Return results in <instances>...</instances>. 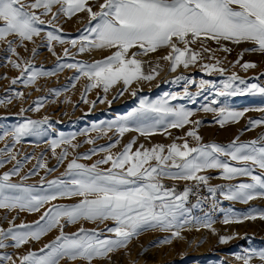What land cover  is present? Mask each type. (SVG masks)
Returning a JSON list of instances; mask_svg holds the SVG:
<instances>
[{"label": "snow or ice", "instance_id": "obj_1", "mask_svg": "<svg viewBox=\"0 0 264 264\" xmlns=\"http://www.w3.org/2000/svg\"><path fill=\"white\" fill-rule=\"evenodd\" d=\"M98 6L99 10L93 11L89 0H33L31 3H26L25 0H0V22H3V26H0V43L6 44V50L12 56H17V47H26L25 42L34 41V37L41 36L42 30L38 25L52 24L58 14L71 18L77 13L87 12L90 25L86 28L88 35L80 37L78 51L81 53L86 49L115 51L103 60L91 64H64L59 67L75 68L81 76L87 78L89 83L85 87V92L100 87L107 93L110 87L122 83L124 87L120 95L134 82L152 81L155 78L159 65L157 64L151 72L145 73L144 62L137 59V56L148 55L160 48L170 49L168 54L160 59L169 62L172 72H175L178 66L188 68L195 65L202 59V53L213 51L205 46L207 41H214L220 46L218 50L224 52L231 51L222 43L224 41L234 44L247 41L253 43L255 47L245 51L264 53V0H103ZM49 15L51 19L47 21L42 19V16ZM10 36L15 39H8ZM44 38L47 40L49 51H52L53 41L70 43L73 47L77 44L75 40L64 41L51 31L45 33ZM198 42L201 44V51L191 47ZM132 49L137 51L129 55ZM36 51V48L32 49L33 54ZM64 54L68 55L67 48ZM8 62L13 67L20 68V64L15 60L9 59ZM24 63L25 67L20 70L21 76L14 78L13 84L25 74L26 85L34 83L40 75L54 74L36 71L32 69L30 63ZM220 63L216 60L214 64H202L201 68L209 73L219 72L223 75L225 70L218 67ZM240 66L246 71L255 68L256 64L245 62ZM176 80L186 78L180 76ZM197 88L196 94H190L185 88L184 96L198 95L200 91H214L215 97H264V86L246 83L236 73L222 80L220 85L200 80ZM131 94L136 95L135 91ZM177 95L164 93L161 99L151 103L141 99L139 108L113 122L116 131L120 135L128 131H137L141 136H150L161 128L166 131L168 128H183L187 124L199 125L200 121L189 119L193 115L192 111L169 106V99L175 100ZM217 103L216 99L211 100L212 105ZM202 110L215 113L216 122L220 127L228 122H239L248 111L264 113V107L234 110L227 107L216 108L209 104L203 105ZM147 114H154L157 117L155 123L129 127L127 121L131 118ZM42 123H46V120L20 123L11 131H5L0 135V139L10 136L13 144L19 143L22 137L36 134ZM248 124L250 128L264 125V118L250 119ZM111 126L109 125V128ZM186 136L194 138L197 146L192 147L185 140L182 145L173 142L166 149L163 145H155L150 149L141 146L132 151L135 143L133 140L125 145L120 153L115 156L109 153L91 166L77 163L76 159H73L62 174L72 178L68 181L60 179L48 181V189L52 191H45L43 194H35L36 189L32 186L11 182V177L18 175L20 171V161L17 160L11 171L0 175V209L32 213L39 212L45 205L49 207L34 225L22 223L12 225L7 230L0 229V248L9 246L5 244L6 240L12 242L11 246L19 248L30 240H39L47 232L58 228L59 235L54 240L45 244L38 253L29 251L19 257L20 264H60V260L65 258L83 259L92 264L96 258H108L115 250L127 247L129 241L144 230H159L169 232L171 237H180V229L191 223L190 220L183 218L186 212L184 201L190 189L186 188L183 194L175 195L173 190L166 189L160 183V179L165 176L207 185L208 177L199 173L208 169H218L221 170L224 179L249 177L251 181L231 185L226 191L221 187V194L225 199L248 203L257 197L264 198V136L259 140L244 143L239 142L237 137L226 147L215 143L200 144L201 137L195 128L187 131ZM87 143L91 144L94 141L88 140ZM60 144H71V140L61 137L60 140L51 141L54 155L55 148ZM110 147H115V144ZM3 151L7 152L11 160L17 159L10 148ZM92 154H95V150ZM66 156L65 150L57 159L63 162ZM221 157L228 159L225 161ZM83 158L89 157L85 154ZM229 161L240 166H233ZM4 162L0 160V167H3ZM109 164L110 167L106 169L99 167ZM39 167L45 168V164L40 163ZM257 168L260 174L254 173ZM172 169L175 171H171ZM209 191L215 193L217 189L209 188ZM72 196L80 197L79 202L73 205L52 203L58 198ZM257 218L264 220V211L258 215L250 211L242 218L236 217L234 220L226 214L223 223H242L244 220ZM80 220L101 223L111 220L114 226L107 227L106 231L112 236L102 239L96 230L89 232L83 228L71 234L64 232L65 223L72 224ZM203 226L211 228V222L206 221ZM232 238L220 236L219 242L224 244ZM163 242L170 243L171 240L165 239ZM254 256L264 261V251L248 252L236 258L242 260L243 264H250ZM4 261L16 264L9 255L0 256V264Z\"/></svg>", "mask_w": 264, "mask_h": 264}, {"label": "rangeland", "instance_id": "obj_2", "mask_svg": "<svg viewBox=\"0 0 264 264\" xmlns=\"http://www.w3.org/2000/svg\"><path fill=\"white\" fill-rule=\"evenodd\" d=\"M25 2L31 3L33 0H25ZM89 3L93 11H98V5L102 2L89 0ZM42 19L47 21L51 19V16H42ZM92 23L94 24L95 21ZM0 26H3V22H0ZM38 26L42 30L41 36L34 37V41L25 42L26 47H17V56H12L7 52L6 44L0 43V135L29 120H46V123L39 125L36 134L22 137L19 143L13 144L10 136L0 139V160L5 161L3 167H0V175L11 171L17 160L20 161L19 174L11 177L12 183L32 186L36 189L35 194L50 192L52 190L48 189V181L57 179L68 181L72 178L62 174L65 173L67 164L73 159H76L77 163L91 166L109 153L113 156L120 153L124 146L133 140L135 143L132 151L141 146L150 149L155 145H163L166 149L173 142L182 145L185 140L190 146L195 147L197 141L186 136V132L193 128L201 137L199 143L204 145L215 143L226 147L237 137H239V142L244 143L259 140L261 136H264V125L250 128L248 124L250 119L264 118V113L248 111L239 122H228L220 127L216 122L215 113L202 110V106L205 104L234 110L264 107V97H215L214 91H200L198 95L184 96L185 88L190 94H196L200 80H208L220 85V82L232 73H236L246 83L264 86V75H261L264 73V53L245 51L255 47L251 42L234 44L224 41L222 43L231 49L230 52H224L218 50L220 46L214 41H207L205 46L213 51L202 53V59L198 60L195 65H190L188 68L178 66L175 72L170 70L169 62L160 59L170 51L166 47L148 55L137 56V59L144 62L143 71L145 73L151 72L158 64L159 68H156L158 74L152 81L134 82L127 91L120 95L119 93L124 87L122 83L110 87L107 93L100 87L85 92V87L89 83L87 78L81 76L75 68L59 67L64 64H91L94 61L103 60L115 51V49H86L83 53L78 51L80 37L88 35L86 28L90 25L87 12L77 13L71 18L58 14L52 24L46 23ZM49 31L54 32L64 41H77L76 46L53 41L52 51H49L47 40L44 38V34ZM8 39L14 40L15 37L10 36ZM180 46L182 47V45ZM191 47L196 51H201L199 42ZM33 48L37 50L35 54L32 52ZM66 48L68 49L67 56L64 54ZM133 51H137V49L130 50L129 55ZM9 59L19 63L20 68L13 67L8 62ZM216 60L221 62L218 67L225 70L223 75L219 72L209 73L202 70V64H214ZM24 62L30 63L32 69L36 71L54 74L40 75L34 83L27 85L24 83V80L27 79V74H25L13 84L12 80L21 76L20 70L25 67ZM245 62H252L256 64V67L245 71L240 66ZM180 76L185 77L186 80L177 81L176 78ZM77 77L79 78L77 79ZM240 87L244 86L240 85ZM133 91L136 93L135 96L131 94ZM17 93L21 95H17ZM164 93L178 94L177 99H169V106L183 107L192 111L193 115L189 119L200 121V124H187L183 128H168L166 131L161 128L150 136H141L137 131H128L120 135L116 131L113 122L126 117L133 109L139 108L141 99H146L148 103H151L161 99ZM212 99H216L218 103L212 105ZM101 100L104 102H100ZM156 119L154 114H147L133 117L127 123L129 127L135 128L141 125H151L155 123ZM109 125H112L111 128ZM61 137L69 138L71 144H60L55 148L54 155L51 141L60 140ZM88 140H92L94 143H87ZM117 141L119 143H116ZM113 144L115 147H110ZM7 148H10L12 154L16 155V160H11L7 152L3 151ZM65 150L67 156L63 162L58 161L57 157ZM93 150H95V154H92ZM85 154L88 155V159L83 158ZM221 159L227 161L228 158L221 157ZM229 162L233 166H240L236 162ZM40 163L45 164V168H40ZM99 167L106 169L110 167V164ZM171 171H175V169ZM254 173L260 174V170L257 168ZM199 174L208 177L209 187L216 188L217 191L214 194L227 205L222 219L210 220L211 228L204 227L205 221L195 219L194 209L184 205L186 212L183 218L190 220L191 223L180 229V237H171L169 232L159 230H144L133 237L127 247L115 250L109 254L108 258H96L92 264H243L242 260L236 258L237 256H243L248 252L264 251V220L257 218L244 220L242 223H223L226 214L234 220L236 217L242 218L250 211L257 215L264 211V198L262 197L242 203L238 200L225 199L221 194V187L226 191L231 185L251 182L250 178L237 177L227 180L222 178V172L218 169H208ZM22 177H27V179H22ZM162 181L187 182L191 180L165 176L160 179V183ZM173 193L175 195L183 194L176 191ZM79 200L80 197L72 196L58 198L52 203L73 205ZM47 207L49 205H45L39 212L32 213L0 209V229L7 230L12 225L22 223L34 225V222L39 220L40 215ZM204 220L209 221L207 218ZM112 226H114V222L111 220L102 223L80 220L72 224L65 223L64 232L71 234L78 232L81 228L89 232L96 230L103 239L112 236L106 231L107 227ZM57 235H59V229L54 228L39 240H30L19 248L11 246L12 242L6 240L5 244L9 246L0 248V256H12L16 264H20L19 257L26 255L29 251L38 253L39 249L54 240ZM220 236L233 238L227 243L221 244ZM165 239H170L171 242L164 243ZM3 264H9V262L4 261ZM60 264H88V262L83 259L65 258L60 260ZM250 264H264V261H261L258 256H254Z\"/></svg>", "mask_w": 264, "mask_h": 264}, {"label": "built area", "instance_id": "obj_3", "mask_svg": "<svg viewBox=\"0 0 264 264\" xmlns=\"http://www.w3.org/2000/svg\"><path fill=\"white\" fill-rule=\"evenodd\" d=\"M161 184L169 190L184 193L185 189H190L184 205L188 208L194 209L195 219L204 220H219L224 216V210L227 205L224 204L220 198L209 191V185L198 183L196 181L187 182H173L162 181Z\"/></svg>", "mask_w": 264, "mask_h": 264}, {"label": "crops", "instance_id": "obj_4", "mask_svg": "<svg viewBox=\"0 0 264 264\" xmlns=\"http://www.w3.org/2000/svg\"><path fill=\"white\" fill-rule=\"evenodd\" d=\"M97 1H99V2H103V0H97Z\"/></svg>", "mask_w": 264, "mask_h": 264}]
</instances>
